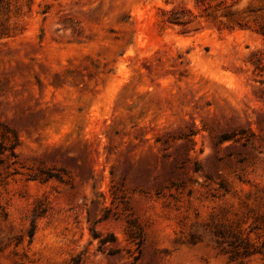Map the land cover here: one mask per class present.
<instances>
[{"label":"rangeland","instance_id":"obj_1","mask_svg":"<svg viewBox=\"0 0 264 264\" xmlns=\"http://www.w3.org/2000/svg\"><path fill=\"white\" fill-rule=\"evenodd\" d=\"M0 264H264V0H0Z\"/></svg>","mask_w":264,"mask_h":264},{"label":"trees","instance_id":"obj_2","mask_svg":"<svg viewBox=\"0 0 264 264\" xmlns=\"http://www.w3.org/2000/svg\"><path fill=\"white\" fill-rule=\"evenodd\" d=\"M182 14L179 12H176L174 10L170 11V16L167 18V22L170 24H183V20H181L182 18ZM40 214H36V216H39ZM34 231V226L32 225L31 229H30V235H32ZM105 243V241H104Z\"/></svg>","mask_w":264,"mask_h":264}]
</instances>
